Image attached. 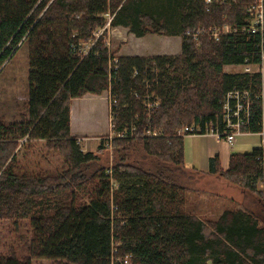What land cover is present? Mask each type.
<instances>
[{"label": "trees", "instance_id": "trees-1", "mask_svg": "<svg viewBox=\"0 0 264 264\" xmlns=\"http://www.w3.org/2000/svg\"><path fill=\"white\" fill-rule=\"evenodd\" d=\"M257 3L0 0V88L7 75L16 79L19 52L28 55L23 102L14 105L0 91V219H30L35 256L57 264H121L126 256L131 264H264L260 147L232 154L226 171L212 159L210 172L255 195L262 217L227 209L206 221L187 198L195 188L182 183L192 172L184 165L183 129L200 125L204 133L212 123L222 130L227 92L263 91L264 22L254 32L250 12ZM107 23L137 37L180 36L181 53L116 55L107 29L95 35ZM91 39L87 51L82 44ZM228 65L258 70L228 73ZM110 87L119 102L113 129L133 136L83 153L70 131L72 99ZM262 111V100H254L246 131L262 129ZM24 139L45 140L64 167L35 172L22 166ZM107 150L111 164L103 162ZM0 264L32 261L13 253Z\"/></svg>", "mask_w": 264, "mask_h": 264}, {"label": "rangeland", "instance_id": "rangeland-1", "mask_svg": "<svg viewBox=\"0 0 264 264\" xmlns=\"http://www.w3.org/2000/svg\"><path fill=\"white\" fill-rule=\"evenodd\" d=\"M115 28V27H113ZM109 23L99 28L97 33H104L107 29L106 42L112 51L123 49L120 53L122 55H155V53H162L163 51L171 52L179 47L178 40L175 38L169 39V36L158 34H148L143 37H137L134 34H128L123 28L113 29ZM101 34V35H102ZM121 39V41H119ZM125 39V40H124ZM169 41L170 43L168 44ZM92 44V39L83 43V48ZM179 49V48H178ZM163 52V53H166ZM160 55V54H156ZM165 55V54H163ZM172 55V54H171ZM27 53L20 51L16 56V68L14 72L16 79L8 81V75L2 81L0 91L8 96V99H14V105L18 102H23L27 95L26 77H27ZM251 71H257L258 66L251 65ZM246 67L244 65H228L225 71L228 73L244 72ZM107 93L109 91L106 90ZM155 91H157L155 89ZM109 103V93H108ZM95 113L91 121L97 119ZM101 131V130H100ZM99 131V132H100ZM109 133L95 136L93 140L85 141L78 137L80 150L83 153L88 151L98 152V147L103 141H107L105 137ZM92 138V137H91ZM105 139V140H104ZM24 146L20 149L22 166L28 165L33 171H58L64 167L63 157L57 151L50 149L45 140H29L24 139L20 141L18 149L22 143ZM108 144V143H107ZM106 144V145H107ZM23 156V157H22ZM25 157V158H24ZM103 162L105 164L112 163L113 160L110 151L107 150L102 153ZM220 182L213 178H208L206 174L198 171H192L182 177V183L187 187H194L196 190L187 191V198L190 199L192 207L196 210L199 217L206 221H213L220 216L225 210H246L247 212L257 211L259 216H263V208L257 209V197L252 193L245 191L242 187L231 183L227 178L221 175H216ZM200 180L204 183L200 184ZM185 186V185H184ZM82 196V193H81ZM87 198V195L82 197ZM189 204V203H188ZM186 204V206L188 205ZM33 238L32 226L29 218L26 219H0V257L16 254L20 259H31L32 264H57L58 261L48 258H39L30 251V245Z\"/></svg>", "mask_w": 264, "mask_h": 264}, {"label": "crops", "instance_id": "crops-1", "mask_svg": "<svg viewBox=\"0 0 264 264\" xmlns=\"http://www.w3.org/2000/svg\"><path fill=\"white\" fill-rule=\"evenodd\" d=\"M115 28H123L127 33L129 32L128 34L131 33L127 27L116 26ZM171 38L178 40L179 49L177 48L171 52L163 51L166 53L160 52L155 53V55H177L181 53L182 38L180 36H169L168 40H171ZM119 41H121V39ZM167 42L168 44L170 43L169 41ZM124 45L125 44H123L122 48L120 47L119 50H116V53L110 50L116 55H122L120 52ZM95 113L98 118L92 122L91 118L94 117ZM70 131L72 136L82 137L85 141L93 140L95 136L110 133L111 119L107 91H104L100 95L88 93L83 97L72 99L70 108ZM82 138L80 139L83 140ZM260 144L261 137L255 132H244L238 135L233 146H230L224 138L220 137L217 133L210 132L186 135L184 137V165L189 170L201 172L206 174L208 178H213L220 182L219 179L215 177L219 174L210 172L212 159L217 160V167L219 169L226 171L230 168L232 154L249 153L259 148ZM201 183H204L203 180H200V184Z\"/></svg>", "mask_w": 264, "mask_h": 264}, {"label": "built area", "instance_id": "built-area-1", "mask_svg": "<svg viewBox=\"0 0 264 264\" xmlns=\"http://www.w3.org/2000/svg\"><path fill=\"white\" fill-rule=\"evenodd\" d=\"M264 0H258V3L250 8V12L255 15V27L253 28V31H259V26L264 22ZM228 29L226 28L225 32H227ZM102 33H97V37H99ZM217 34V33H216ZM93 42L91 45L87 47V51L92 47ZM86 51V52H87ZM251 65H245L247 72H253L251 71ZM264 74V69H261ZM263 91L261 94L254 96L253 92H251L248 89L240 90V89H233L226 93V95L223 98L222 101V107L224 110V116L222 118V127L223 129L220 130L219 127L217 129H214L213 124H209L210 129L204 132V133H217L220 137L224 138V140L230 145L233 146L237 140L238 135L249 132L246 131L245 128L250 124L251 121V110L252 105L254 103V100H262V119H261V126L262 129L259 132H256L261 137V144L260 149L263 150V159H264V87L262 89ZM109 93V110H110V119H111V131L108 134L105 139H108L109 141H113L115 138H129L133 135L127 134L126 130H123V132L119 131L116 132L113 129V117H114V111L115 108L119 106L118 97L115 96V94L112 93L111 87L108 91ZM254 97V98H253ZM149 100V96L147 98ZM157 105V102H153ZM180 132V131H179ZM185 135L190 134H200L201 127L195 126V127H187L183 129L182 131ZM117 252V249L114 248V253ZM121 264H131L130 257L126 256L125 259H123Z\"/></svg>", "mask_w": 264, "mask_h": 264}]
</instances>
